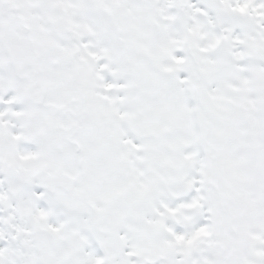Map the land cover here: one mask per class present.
I'll return each mask as SVG.
<instances>
[{
	"label": "snow or ice",
	"instance_id": "snow-or-ice-1",
	"mask_svg": "<svg viewBox=\"0 0 264 264\" xmlns=\"http://www.w3.org/2000/svg\"><path fill=\"white\" fill-rule=\"evenodd\" d=\"M0 264H264V0H0Z\"/></svg>",
	"mask_w": 264,
	"mask_h": 264
}]
</instances>
